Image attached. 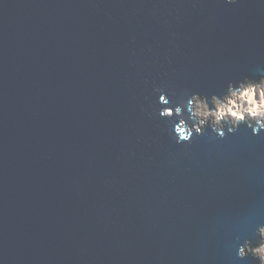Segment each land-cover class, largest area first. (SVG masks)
<instances>
[{"label": "water", "instance_id": "water-1", "mask_svg": "<svg viewBox=\"0 0 264 264\" xmlns=\"http://www.w3.org/2000/svg\"><path fill=\"white\" fill-rule=\"evenodd\" d=\"M261 75L264 0H0V264H259L264 132L178 144L155 90Z\"/></svg>", "mask_w": 264, "mask_h": 264}, {"label": "clouds", "instance_id": "clouds-1", "mask_svg": "<svg viewBox=\"0 0 264 264\" xmlns=\"http://www.w3.org/2000/svg\"><path fill=\"white\" fill-rule=\"evenodd\" d=\"M227 3L234 5L239 0H227ZM155 91L161 106L159 116L172 121L174 129L169 131L178 144L190 143L195 135L203 136L209 128L219 139L234 134L242 125L250 128L255 136L264 132V75L259 80L245 77L230 82L223 94H213L210 98L199 93H185L186 99L172 107L163 89ZM257 232L259 240L255 246L251 240H246L239 246L237 256L241 259L252 256L259 264H264V225L259 226Z\"/></svg>", "mask_w": 264, "mask_h": 264}]
</instances>
